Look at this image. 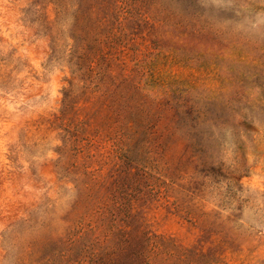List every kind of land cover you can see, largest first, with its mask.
Returning a JSON list of instances; mask_svg holds the SVG:
<instances>
[{"label":"rangeland","instance_id":"rangeland-1","mask_svg":"<svg viewBox=\"0 0 264 264\" xmlns=\"http://www.w3.org/2000/svg\"><path fill=\"white\" fill-rule=\"evenodd\" d=\"M0 264H264V0H0Z\"/></svg>","mask_w":264,"mask_h":264},{"label":"trees","instance_id":"trees-1","mask_svg":"<svg viewBox=\"0 0 264 264\" xmlns=\"http://www.w3.org/2000/svg\"><path fill=\"white\" fill-rule=\"evenodd\" d=\"M79 1H80V0H79ZM93 7H94V5L92 4V2H89V5H88V7H87L86 10H87L88 12H90L91 9H92ZM103 10H104V11H107L108 8L104 7ZM106 13H107V12H106ZM104 17H106V15H105ZM93 41H96V39H93ZM89 44H90V45H89ZM89 44H88V45H89L91 48H92V47H93V48L95 47V45H93L92 42H90ZM205 120H206V119H204L203 121H205ZM197 122H198V120H197Z\"/></svg>","mask_w":264,"mask_h":264}]
</instances>
